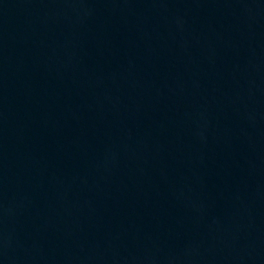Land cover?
<instances>
[{"label": "water", "instance_id": "1", "mask_svg": "<svg viewBox=\"0 0 264 264\" xmlns=\"http://www.w3.org/2000/svg\"><path fill=\"white\" fill-rule=\"evenodd\" d=\"M0 264H264V61L211 0H0Z\"/></svg>", "mask_w": 264, "mask_h": 264}]
</instances>
